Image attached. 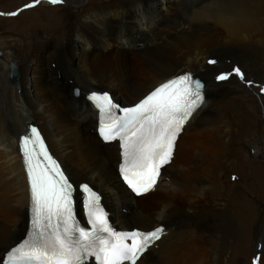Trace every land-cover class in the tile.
<instances>
[{
	"label": "bare ground",
	"instance_id": "1",
	"mask_svg": "<svg viewBox=\"0 0 264 264\" xmlns=\"http://www.w3.org/2000/svg\"><path fill=\"white\" fill-rule=\"evenodd\" d=\"M29 1L0 4L21 8ZM148 1L62 0L60 7L46 4L53 11L42 25L21 28L0 18V262L27 230L29 188L19 138L32 120L76 186L89 183L103 194L117 226L166 227L136 264H230L253 228L255 245L264 238L263 215L246 202L253 194L247 188H264V160L244 177L253 182L233 171L247 163L235 155V138L258 125L264 131V0H172L175 10L154 20ZM184 72L205 81L204 104L185 124L156 187L137 197L119 179L118 143L97 136L98 114L87 94L108 90L131 105ZM222 74L228 79H217ZM185 136L188 145L181 146ZM255 141L264 144V137ZM249 144L264 157V146Z\"/></svg>",
	"mask_w": 264,
	"mask_h": 264
},
{
	"label": "snow or ice",
	"instance_id": "2",
	"mask_svg": "<svg viewBox=\"0 0 264 264\" xmlns=\"http://www.w3.org/2000/svg\"><path fill=\"white\" fill-rule=\"evenodd\" d=\"M50 2L56 4L62 0ZM234 71L244 79L239 68ZM217 79L226 80L228 75L222 74ZM202 87L188 74L178 76L156 88L135 107L125 109L123 119L105 125L102 130L105 139L120 137L123 140L124 164L121 170L137 194L154 186L161 166L171 158L177 134L202 100ZM90 99L102 112L110 113L113 105L107 94L94 93ZM31 133L35 139L26 138L23 143L28 158L35 218L30 237L8 253L7 264H87L90 257L97 264H136L147 247L160 238L163 230L114 231L99 205L98 195L87 185L82 186V190L87 193L86 212L90 217L91 230L78 226L74 218L71 185L54 161L41 168L39 157L43 156L46 161H51V157L36 129ZM30 142L39 144L41 149L36 153L35 163L32 152L28 150Z\"/></svg>",
	"mask_w": 264,
	"mask_h": 264
},
{
	"label": "rangeland",
	"instance_id": "3",
	"mask_svg": "<svg viewBox=\"0 0 264 264\" xmlns=\"http://www.w3.org/2000/svg\"><path fill=\"white\" fill-rule=\"evenodd\" d=\"M39 1L40 0H36V1L32 2L30 0L28 2L29 4H27V5H33V6L26 7V5H22L21 8H16L17 6H15V5L14 6H5L3 4L2 5L0 4V18H2V17L8 18L7 22L10 24V26L15 27V28H21L23 23H28V22H31V21L35 22V25H40V24L42 25V23L45 22L44 14L48 15L50 13V11H53L49 6H46V4H51L50 6H59L60 7V5L62 3L60 2V3L53 4V3L50 2V0H47V1L46 0H42L41 3H43V2L44 3L41 6H39ZM201 1L205 2L206 0H201ZM145 5L149 6L151 8L150 11H149V19L150 20L161 18L163 16V14H165L167 12L174 11L175 7H176L175 4L173 5L172 0H149L148 3H146ZM14 8H16V9H14ZM31 9H36V10L31 12V13H29V14L25 13V10H31ZM11 13H16V15H11ZM18 15L20 16V18L18 20L9 19V18L17 17ZM134 33H138V31L137 30L134 31V32H130L129 31L126 34H128L127 36H129V35H132ZM118 43H119V41H118ZM116 44H117V42H116V40H114V44L113 45L117 46ZM97 47H98V49L100 48V46H98L97 44H94L93 49H96ZM0 51L3 53V50L1 49V47H0ZM240 80H242V79H240ZM90 87L91 86H86L85 89H90ZM93 87H96V88H99V89L103 88V87H100V86H97V85H94ZM94 91H97V90H94ZM251 94L257 100L261 99L257 94H255L253 92ZM259 94L261 96H264V92H259ZM259 101H261V100H259ZM261 104H263L262 101H261ZM208 108H210V105H209ZM257 119H260L258 117V115H257ZM259 128H260V126L258 125V130L257 129H251L250 133H248V134H246V136H244L246 139L244 137L241 138V139L239 138L240 140L238 138H235V142H236L235 145H234V150L236 151L235 155L238 158H239V155L240 156L244 155V157H246V162H247L246 165H244V166L239 165L238 167L233 169V171H235V174H237V179L241 178L242 181H245L244 177L247 176L252 171H254L255 167L253 168L254 165L252 163H254L256 161H259V160H262V158L264 160V157L256 156L257 154L251 148V144H249L250 142H255L256 144L259 143V144H257V146H259L260 151L263 150V146H264L263 142L262 141L261 142L260 141L259 142L255 141V140H257V138H260L261 136L264 137V131L263 130H262V132L259 131ZM252 134H255L256 136H252ZM185 138H186V136L184 137V140L182 139L181 146L182 145L183 146L184 145L185 146L188 145V144H186V142H188V139H185ZM179 149H180V147H179ZM245 152H246V154H245ZM249 157H250V159H252V161H250ZM116 163L117 162H113L112 166L115 167ZM255 172L259 173L260 170H256ZM249 181L253 182L252 179L251 180L249 179V180H247L245 182L247 183ZM0 182H1V180H0ZM251 184H253V183H251ZM262 187H260L259 190L258 189H253V188H247L248 189V194L249 193H253V194L246 196V202L255 203L257 205V207L259 208V210H260V212L258 211L259 212V216L263 215L262 216L263 220L260 218V222H259L260 227L263 226V224H264V222H263L264 221V188H262ZM0 191H2V188L0 189ZM124 199H121V201L119 202V206H120V204H122V201ZM137 202H139V200L138 201L134 200V201L131 202V204L136 206ZM105 206H108L109 208H111V206H109L108 202L105 203ZM121 209H122V206H120V209H119L118 212H121L120 211ZM112 211H114V210H112ZM253 213H257V212L255 211ZM119 216L116 215V219H118ZM118 222L119 223H123L124 224L123 226H127V225H125L126 222H124V221H122L120 219L118 220ZM135 226H138V225H135ZM138 227H140V226H138ZM249 234L251 235L249 240L248 241H243L244 244H242L241 251H239V252L237 251L236 259H235V255H234L233 256L234 262L232 260L230 262V264H264V238H260L257 241L258 244L255 245L256 232H255L254 228L249 232Z\"/></svg>",
	"mask_w": 264,
	"mask_h": 264
},
{
	"label": "water",
	"instance_id": "4",
	"mask_svg": "<svg viewBox=\"0 0 264 264\" xmlns=\"http://www.w3.org/2000/svg\"><path fill=\"white\" fill-rule=\"evenodd\" d=\"M1 54V52H0ZM11 74H10V78L12 81H15L18 79V75H17V68L14 66V64H11ZM199 81V79H197Z\"/></svg>",
	"mask_w": 264,
	"mask_h": 264
}]
</instances>
